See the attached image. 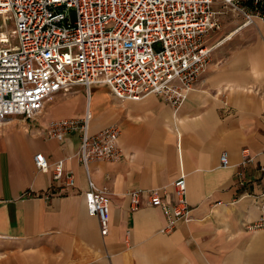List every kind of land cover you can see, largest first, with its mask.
<instances>
[{
  "label": "crops",
  "instance_id": "obj_1",
  "mask_svg": "<svg viewBox=\"0 0 264 264\" xmlns=\"http://www.w3.org/2000/svg\"><path fill=\"white\" fill-rule=\"evenodd\" d=\"M217 10L236 21L214 39L224 29L220 15L207 70L179 108L155 95L122 101L105 86L75 87L36 116L0 125V264H264V229H249L264 196V22L240 28L242 18ZM87 116L91 135L120 129L121 158L90 164L92 180L110 194L107 236L87 212L80 134L63 142L48 134L51 122ZM246 149L253 161L243 166ZM40 153L50 164L65 160L75 187L39 171ZM181 176L191 222L165 233L166 216L144 197L131 210V191L161 189L171 199Z\"/></svg>",
  "mask_w": 264,
  "mask_h": 264
},
{
  "label": "built area",
  "instance_id": "obj_2",
  "mask_svg": "<svg viewBox=\"0 0 264 264\" xmlns=\"http://www.w3.org/2000/svg\"><path fill=\"white\" fill-rule=\"evenodd\" d=\"M217 7L242 18L240 28L264 22V0H0V16L13 22L0 45V125L12 117L36 116L56 95L75 87L89 91L105 86L122 101L155 95L179 108L195 90L218 45H210L222 28L223 12ZM74 133L81 137L75 157L87 178V212L99 219L101 233L107 236L110 194L94 183L90 164L121 158L120 129L113 126L91 135L88 116L54 121L48 129L60 142ZM243 156V166L253 161L249 150ZM34 161L39 171H52L55 184L75 187V175L65 170V160L50 164L40 153ZM221 166H230L227 152ZM172 190L171 199L166 190L131 191V210L137 211L144 197L148 206L166 216L165 233L191 222L185 176L172 183ZM259 209L251 230L264 229V196Z\"/></svg>",
  "mask_w": 264,
  "mask_h": 264
},
{
  "label": "rangeland",
  "instance_id": "obj_3",
  "mask_svg": "<svg viewBox=\"0 0 264 264\" xmlns=\"http://www.w3.org/2000/svg\"><path fill=\"white\" fill-rule=\"evenodd\" d=\"M70 12L72 13L73 10H70ZM229 13H231V12H229ZM221 16H223V18L225 17L224 18V24H223L224 29H222V31L219 32L216 36H214L215 37V38L213 37L214 39L221 38L222 36H223V39H225L224 37H226L228 35L227 34V26H229L233 21H236L235 18H230V15L225 13V11L222 13ZM12 29H13L12 20L7 19V18H5L3 16H0V45H2L1 38H5L7 34L11 33ZM58 95H56V96H58ZM16 117H19V116H16ZM22 117H19V118H22ZM31 122L34 123L35 125H39L40 124V120L38 118L36 119L35 122L34 121H31Z\"/></svg>",
  "mask_w": 264,
  "mask_h": 264
},
{
  "label": "bare ground",
  "instance_id": "obj_4",
  "mask_svg": "<svg viewBox=\"0 0 264 264\" xmlns=\"http://www.w3.org/2000/svg\"><path fill=\"white\" fill-rule=\"evenodd\" d=\"M5 40V39H4Z\"/></svg>",
  "mask_w": 264,
  "mask_h": 264
}]
</instances>
